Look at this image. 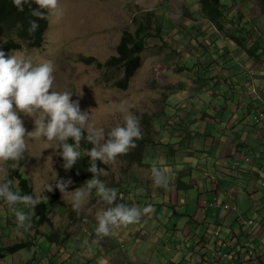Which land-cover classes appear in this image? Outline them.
Wrapping results in <instances>:
<instances>
[{
    "label": "rangeland",
    "instance_id": "1",
    "mask_svg": "<svg viewBox=\"0 0 264 264\" xmlns=\"http://www.w3.org/2000/svg\"><path fill=\"white\" fill-rule=\"evenodd\" d=\"M235 1L232 8L241 12L236 14L235 24L232 28L237 27V29L232 32L233 34L240 32L238 27L240 22L248 26L254 23L256 25L264 23V14L260 11L259 0ZM186 6L190 8L187 15L183 12ZM60 7L62 16L58 19L50 16L48 19L49 27L42 47L28 48L25 46L14 51L30 56L34 61L45 59L53 61L55 65L54 89L72 92V100L79 102L82 112L88 111L91 115L93 109V119L97 126L106 128L105 139H107V128L121 120L119 109L122 102L126 101L135 105L130 110L139 118L143 137H148L149 143L151 137H154L155 140H160L163 137V126L165 125L162 124H166L165 130L168 135L166 134L164 138L170 137L169 143L175 144L176 142L177 145L184 147V155L179 160L185 158L186 151L189 153L188 157L194 154L195 149L192 145L195 143L197 146L204 147L201 153H196L197 156L200 155L197 158L203 164L204 159L210 158L215 152V150L206 152L213 148V143L207 144L205 136L195 132H193L194 135H198L193 137L190 127L194 125L195 131L199 132L200 130L197 128L200 126L197 124L200 123L204 129H207L208 136L212 135L214 138L220 136L225 131L226 122L228 127H231L233 122L240 120V115L243 114L240 109L243 107L240 108L239 105L247 99H241L245 91L248 93V91L261 89L260 85L256 86L261 84L260 80L256 81V87L245 86V81L250 80L251 75L255 78L258 76L253 72L250 74L249 71H243L239 78L232 73V69L237 71L244 69L239 57L243 56L248 49H243L240 52L234 50L229 60L223 63L226 65L223 78L233 75L234 80L238 79L234 98L233 85H230L231 82L228 79H223L224 86L222 88L214 84L213 78L218 77L219 70H209L214 63L213 57L206 56L204 53L201 55L200 51L196 52L193 42L197 45V41L189 42L187 39L184 42L182 39L176 38L175 31L172 29L167 30L164 40L154 37L148 43L146 50L142 53V65L130 80L128 87L123 88L117 85V82L123 77L124 71L121 68L108 66L106 62L117 54L118 45L126 30L134 31L136 29L135 17L144 15L150 10H154L158 14L165 13L161 7H166L165 20L168 26L174 25L180 31L188 30L193 23L202 26L204 19L191 14L193 10L201 9L200 4L194 0H60ZM257 12H259L258 16H255ZM246 13L248 16L245 17ZM241 16L244 18L240 21ZM251 18H255L254 21ZM159 20L162 21V18ZM188 21L189 23H187ZM207 27L213 28L207 22L205 27L201 28V32ZM215 30L217 31L214 32V35L219 38L217 41L226 47L227 39L225 37H229L228 32H231V28L219 31L220 29L216 27ZM203 33H205L204 44L208 45L211 41V31ZM232 43L228 44L232 45ZM235 45L238 44L235 43ZM191 50L198 54L197 58L193 56ZM223 51L226 50L223 49ZM83 57L96 60L90 64L83 61ZM193 65H198L196 70H199L202 75L187 68ZM215 91L219 94H216ZM252 100L256 102V97ZM215 105H218L215 111V121L217 122L213 121L209 124L205 122L204 124V120L200 118L204 107L211 108ZM19 114L26 129L32 131L34 129L33 119L23 113ZM253 115L254 113L249 118L250 131L256 130ZM242 127L244 128V126ZM178 133L184 134V137L177 136ZM226 137L224 135V147H233L238 144L236 135H231L228 139ZM260 143L261 141L255 147L257 154H259ZM29 145L30 151L24 153L28 157V161L23 167L24 173L31 179L35 192L44 196L47 192L46 185L48 183L55 185V181L51 179L54 174H58L56 162L59 155L53 148H47L48 142L43 138L38 141H29ZM156 146V148L145 147L144 149V154L151 156V158L145 156V159H150L151 165L137 163V160L130 161L121 155L116 158L114 164L107 165L106 175L103 179L105 184L123 190L126 187L127 190H132L133 186L137 185L136 194H139L138 197L144 195L145 197L142 199L146 202L151 203L152 200L155 203V214L163 220L167 216L172 218L163 222L161 220L154 221L153 218L144 216L137 224L113 229L110 236L93 245L91 241L95 239V232L92 235L90 231H94L97 223L95 212L102 206L97 203V198L94 195L95 190L79 215L72 210L71 204L64 200L69 207L67 211L53 212V228L56 230L67 228L66 230L70 231L72 238L69 244L75 254L71 255L70 251L59 249L63 260L69 258L70 264H84L86 259L91 258H94L93 264H122V260L127 261L125 264H184L182 262L183 251L193 250L194 244L189 240L195 238L196 230L192 229L185 234L183 232L180 234L181 229L185 227L186 220L191 216L201 218L203 209L199 196L200 192L206 191L207 186L188 185L190 182L192 184L197 182L199 176L197 170L187 169L189 166L187 162H183L182 166H175L172 161H170V165L165 166L166 169H170L168 175L171 178L167 190L147 184L148 179L144 178V173L150 170L153 165L157 166L158 162L163 163V159L158 158L163 148L161 145ZM135 151L131 156L135 155ZM229 159L237 160L236 158ZM227 162L228 159L214 160L213 164L215 168H219L220 174H225L226 171L222 168H226ZM240 162L247 164V161L243 159ZM157 167L164 169L163 166ZM205 175H209V173L205 172ZM201 178L207 185L208 180L213 182L214 186L222 182L219 176H208L206 180L203 179L204 177ZM227 178L230 179V177ZM174 179L177 183L185 186L179 187L177 184H172ZM140 185L143 186V189ZM148 186L150 193H147ZM208 195L209 193L204 194L205 202ZM253 196L258 199L262 193H254ZM131 197L137 198L135 195H131ZM237 202L238 212L249 213L251 203L248 202L245 193L238 194ZM165 208L168 209L167 212H165ZM0 209H2L0 210L1 247L2 244H13L21 240L22 232L17 229L10 210L2 200ZM174 209L177 213H174ZM211 215L212 212H210L209 218ZM245 215L248 216V214ZM250 216L255 217V213H250ZM78 226L83 227L84 230H78ZM187 229L185 227V230ZM86 241L87 243H85ZM43 244L45 247L40 249L34 258L33 255L38 251V246L8 254L5 258L0 259V264H26L29 260H32L30 264H47L45 255L51 250L53 253L57 252V248L56 245L53 246L54 248L49 247L46 239ZM114 255L117 260L112 258ZM129 258L133 261H129Z\"/></svg>",
    "mask_w": 264,
    "mask_h": 264
},
{
    "label": "clouds",
    "instance_id": "2",
    "mask_svg": "<svg viewBox=\"0 0 264 264\" xmlns=\"http://www.w3.org/2000/svg\"><path fill=\"white\" fill-rule=\"evenodd\" d=\"M10 1H12L15 8L20 12L24 11V6L26 4L29 5L30 15L40 19H49L50 16H54L58 19L63 14L60 7V0ZM194 1L200 4L201 9L198 11L193 10L191 14L195 17H201L204 19V24L202 26H197V24L193 23L189 26L188 30L182 31L178 30V28L173 25L172 30L175 31L176 38H180L184 42L187 39H189V42L197 41V45L193 42L196 52L200 51L201 55L204 53L206 56L213 57L214 63L209 70H219L218 77L213 78L214 84L217 85L216 82L221 79L220 75H225V70L223 69L226 65H223V63L229 60V57L234 53V50L240 52L243 49H248L247 52H244L243 56L239 57L244 68L247 61H255L257 58V56H255L257 53L253 48L260 46L257 52L260 53L264 51V23L261 22V24H259L258 21H255L258 25L254 23L253 25L248 26L247 24L243 25L240 22L238 24L240 32L233 34L232 32L237 29V27L232 28L235 24L236 14L241 12L232 8L236 1L232 3L229 10L225 11L227 17L226 21H230L229 17H233V22L231 20V25L228 26L225 22L222 29H220L217 22L202 14V5L200 1ZM33 2L38 5V8H31ZM259 5L261 13L264 14L260 3ZM161 8L166 10V7ZM41 9H46L48 15L46 16ZM258 13L259 12H257L255 16H258ZM144 15H140V17ZM244 16L246 17L248 14L246 13ZM244 16H241L239 20H243ZM251 19L254 21L255 18ZM207 22H209L213 28L211 29L207 27L203 32L207 33L208 31H211V37H213L214 32L217 31L215 30L216 27L220 29L219 31L231 28V32H228L229 37H225V39H227L226 47L225 45H222L221 42L217 41V45L210 46V50L207 49L210 43L208 45L204 44L203 36L205 33L201 32V28L205 27ZM187 23H189V21ZM29 24L30 27L28 28V32L29 34H32L38 28V24L34 20H30ZM17 27L22 28L23 26L18 24ZM168 30H170V28ZM45 34L40 47L43 46ZM0 35V48L4 46L8 40L13 41L14 43H20L19 48H9V50L6 51L7 57L6 53L0 50V173H2L0 174V201L2 200L7 205L11 212L10 215H12L15 220L17 229L28 232L32 226L31 216L23 210H26L27 207L35 209L37 205L47 203L50 198L53 201L51 211L52 218L53 212L58 210L67 211L69 206L66 203H70L72 210L79 215L86 203L92 197L93 190H95L94 195L97 198V203L102 205L95 212V219L97 221L95 229L94 231H90L92 235L95 232V239L91 241L93 245L100 243L105 237L110 236L113 229L126 228L129 225L137 224L144 216L151 217L154 221L161 220L164 222L171 219V216H167L163 220L159 215L155 214L156 206L152 200L150 204L146 205H144V203L137 205L132 199L125 201L120 195H118V192H121L120 190H116V187L115 189L106 186L104 183L105 180L103 179V182L100 179L102 176L104 178L106 172L104 168H99L97 166V161L102 162L104 165L114 164L118 156L127 155L129 152L134 153V150L138 147L137 141L143 139L140 120L130 110L131 108H134L135 105L129 104L126 101L122 102L119 109L122 118L113 126L107 128V139H105L106 128L103 126H97L96 121L93 119V109L91 110V115H89L88 111L82 112L79 102L72 100V92L57 91L54 89L55 65L53 61L47 59L34 61L30 56L19 54L14 51L20 50L25 46L28 48L39 47H30L27 40L16 33L10 34L6 29H4V31L0 29ZM196 37H200V40L198 41L195 39ZM237 37H240L242 40L237 41V39H235ZM164 39L165 35L162 37V40ZM257 41L258 45H256ZM229 42H233L232 45H229ZM235 43L238 45H235ZM223 49L226 51H223ZM12 51L14 52L11 54ZM250 52H253V56L250 55ZM191 53L195 58L198 57V54H195L193 50H191ZM90 59L91 58H82L83 61L90 64L96 60ZM263 60L264 58L261 61ZM261 61L257 63L262 64ZM197 66L198 65H196V68ZM123 71L124 75L122 78L125 76V70L123 69ZM235 72L237 71L232 69V73ZM252 72L258 76L255 78V76L251 75V81L246 80V82H250H245V85L248 86V88L256 87L258 85L263 86L262 83L257 84L256 86L255 84L256 81L259 80V77L264 78V75L254 71ZM252 72H250V74ZM196 73L202 75L199 70H197ZM237 74L234 75L237 77ZM232 76L233 75L226 77H228V80L231 82L230 85H233L234 95L237 92L238 79L234 80ZM219 86L222 88L224 85L220 82ZM261 90L262 88L260 90L248 91V93L245 91L244 95H246V97L243 95V98L241 99L244 100L247 98L246 101H249L253 105L250 108L251 111L248 112V110L243 107L244 115L242 118H240L239 121L237 120L233 122L231 127H228L226 122L224 128L225 131L215 138H218L220 141L224 138V135L227 136L226 139L231 135H236L238 137V135L242 133L241 129L238 128L240 125L244 126V128L242 127L243 132L249 131V118L253 113V122L256 124V130H258L257 127L260 126L261 123L257 124L255 122V114L256 111L263 112L264 114V106H261L262 102H254L252 99H248V95H250V93L256 95L258 91ZM216 94L219 93L216 92ZM256 101H258L257 97ZM215 111L216 107H204V112L200 116V118L204 120V124L205 122H208L209 124L215 121ZM19 113H23L25 116L33 119L34 129L32 131L26 129L24 121L21 119ZM245 124L247 125L245 126ZM162 125L166 126V124ZM197 125L200 126L197 128L200 130L199 132L195 131L193 128L194 125L190 127L193 137L198 134L205 136L207 144L210 145L213 143V148L208 149L206 152L208 153L215 150L210 158L204 159L203 164L200 163L197 158L200 157V155L197 156L196 153H201L204 147L197 146L195 143L192 145L195 149L193 152L194 154L191 157H188L189 153L186 151L185 158L179 160V158L184 155V147L177 145L176 142L175 144L169 143L170 137L164 138L167 134L165 126H163V137L160 140H155L154 137H151L150 143L147 144L148 147L152 148H156V145L162 146L163 150L158 158H162L163 163L158 162L157 166L164 167L163 169L153 165L150 170L145 172L144 178L148 179L147 184L167 190L171 178L168 175L170 169H166L165 166L170 165V161H172L175 166H182L183 162H187L189 164L187 169L197 170L199 175L197 182L195 184L190 182L188 185H199L201 187L207 186L206 191L200 192L199 196L200 201H202L203 209L201 218L191 216L186 220L187 224L185 227L188 229L185 230V227L181 229L180 234H182V232L185 234L192 229L196 230L195 238L189 240L194 244L193 250L183 251L182 262L184 264H264V142L261 144V164L255 177H252L250 171L246 169V165L253 163V160H251L248 155L241 158L247 161V164L243 162L241 163V159L235 160L234 162L228 161L226 168H222L226 173L220 174L218 171L219 168H215L213 162L214 160H219V156L216 154L222 149L223 142L214 146V137L212 135H207V129H204L203 125L200 123ZM193 132L198 134L194 135ZM177 136L183 138L184 134L180 135L178 133ZM254 137L255 135L253 131H251L250 134H247L244 137L245 144L256 147ZM41 138L48 142L47 148H53L57 154L63 158L64 163L62 166L66 171L72 169L82 155L90 157V167L87 170L93 173L92 178L81 183V173L78 171L69 176V179L67 180L59 178V169L57 166L59 159H57L56 168L58 174H54L51 179L55 181V185L53 186V184L48 183L46 185L47 192L44 196L35 192L31 179L24 173L23 167L28 161V157L24 155V153L30 151L29 141H38ZM240 138L241 137H238V140ZM70 139L74 142L70 143ZM82 140L92 145V147L87 149L84 153L80 151ZM148 140L149 138L147 137V141ZM237 145L233 147L231 146V148L238 147ZM228 148L230 147H223L225 150ZM144 156L151 158V156H148L147 154H144ZM222 156L224 155L221 154L220 157ZM139 160L146 161L141 164H146L147 166L151 165L149 158L146 160L143 158ZM18 167L20 168V172L30 180L33 187L32 194H21L19 191L14 190L12 173L13 170H16ZM7 169L9 177L7 176ZM205 172H208L209 175H205ZM208 176H219L222 182L214 186L212 185L213 182H209L208 180L207 185L201 180V177H204L203 179L206 180ZM227 177H230V179ZM15 182L18 184V180ZM172 184H177L179 187L185 186L184 184L177 183L176 179L172 180ZM140 187L143 189L142 185H140ZM133 188L137 189V185H134ZM53 190H55V192H52ZM259 192L262 193V196L255 199L253 194ZM147 193H150L149 186L147 187ZM207 193H209V195L205 202L204 194ZM239 193H245L248 202L251 203L249 213H246L245 211L238 212L237 200ZM118 196L120 197L118 198ZM171 205L174 206L175 204L171 203ZM167 210L168 209L165 208V212H167ZM210 212H212V215L209 218ZM250 213H255V217L250 216ZM245 214H248V216ZM219 219L221 220V225L218 227L216 221ZM65 237L68 239H63L60 246L53 244L51 248H54L53 246L56 245V250L59 253V249L63 248L64 250L70 251L71 255L75 254L72 246L69 244V241L72 238V236H70V231L64 234L63 238ZM85 243H87V241ZM62 257L63 256H59V259L64 261ZM112 258L116 259L115 255ZM93 259L94 258L86 259V263L84 264H93ZM129 261L133 260L129 258ZM126 262V260H122V264H125ZM68 264H70V261H68Z\"/></svg>",
    "mask_w": 264,
    "mask_h": 264
},
{
    "label": "trees",
    "instance_id": "3",
    "mask_svg": "<svg viewBox=\"0 0 264 264\" xmlns=\"http://www.w3.org/2000/svg\"><path fill=\"white\" fill-rule=\"evenodd\" d=\"M199 1L202 5V14L217 22L220 29L224 27L225 22L227 26L231 25V20L233 22V17H229L230 21H226L227 17L225 11L229 10V8L231 7L232 3L235 2V0H199ZM259 3L261 4V8L264 11V0H259ZM31 8L32 9L38 8V5H36L33 2L31 4ZM162 10L165 11V13L158 14V12L154 10H150L142 17H140V15L139 17H135V21L137 22L136 29L134 31L126 30L118 46L117 55L112 56L106 62V65L108 66L114 68H122L125 70L124 78L120 79L117 82L118 86L123 88L128 87L131 78L136 74L138 68L142 64L141 53L146 49L148 43L153 39V37L159 36L162 38L164 37V35H167V30L169 28L173 29L172 26L167 25V21L165 20V17L167 15L166 10L163 8ZM41 11H43L46 16L48 15L46 9H41ZM188 11H190L188 7H185L183 9V12L186 15L188 14ZM160 18H162V21L159 20ZM30 20H34L38 24V28L32 34H29L28 32V28L30 27L29 24ZM18 24L22 25L23 27L18 28L17 27ZM47 27H48V19H40L38 17L31 16L29 5L26 4L24 6V11L20 12L15 8L12 1L0 0V29H2L3 31L4 29H6L10 34L16 33L20 37L27 40L30 47H40L42 45L44 34L46 32ZM195 39L199 41L200 37H196ZM218 39L219 38H217L215 35L211 37V41L207 49L210 50L212 46L217 45ZM235 39H237V41L242 40L240 37H237ZM256 45H258V41ZM19 47H20V43H14L13 41L8 40V42L4 44V46H2L0 50L4 51L7 57L6 51H8L9 48L17 49ZM259 47L253 48V50H255L257 53L255 55L257 56L255 60L256 62L254 63H257V61L260 62L264 58V51L260 53L257 52ZM250 55L253 56V52H250ZM187 68L197 71L196 65L188 66ZM243 71H247V70L245 68L240 69L236 73H241ZM223 76L225 75L223 74L220 75L221 79L220 81L216 82L217 85H220V82L223 83L224 78L226 80L228 79V77L223 78ZM240 110H242L243 112L242 116H243L244 109L242 108ZM242 116L240 115V118H242ZM262 121H264L263 112L256 111L255 122L259 124ZM148 141H147V137H143V139L137 141V144L139 146L136 151L134 150L135 155L131 156L133 153L129 152L127 155H123V158L126 157L130 161L137 160L140 163H145V161L139 159L142 158L145 159L143 151L145 147H148L147 146V143H149ZM69 142L73 143L74 141L70 139ZM91 147L92 145L90 143L82 140L80 151L84 153L87 149H90ZM58 159L59 160L57 166L59 169V178L67 180L69 179V176L76 173V171L81 173V183H84L86 180L92 178L93 173L87 170L90 167V157L82 155L81 158L77 161V163L73 166V168L67 171L62 166L64 163L63 158L59 156ZM97 166L99 168H104L105 170L107 169V165H104L100 161H97ZM100 179L104 182L103 176L100 177ZM16 180H18V184H16L15 182ZM12 181L14 182L13 184L14 190L19 191L21 194L33 193V187L30 183V180L27 177H25V175L22 172H20L19 167L16 170H13ZM106 186L115 188L108 184H106ZM126 188L124 190L115 188L116 190L121 191L118 192L119 193L118 195H120L125 201H129L132 199L137 205H141V203H144V205L150 204L148 201L146 202L145 200L141 199L145 197L144 195L140 196L141 198H138L139 194H136L135 188H132V190H127ZM52 192H55V190H53ZM131 195H135L137 198H132ZM120 196H118V198ZM141 200L143 201L140 202ZM52 207H53V201L50 198L48 199L47 203H41L37 205L35 209L27 207L26 210H23L31 216V225H32L31 229L28 232H24L23 230H20L22 232L21 240L13 244L10 243H8V245L2 244V246L0 247V259L6 257L8 253H16L17 251H21L25 248L30 249L32 247L38 246L37 250L39 251L40 249L45 247V245L43 244L45 239L47 240V245L49 247H51L53 244H57L58 246H60L63 239H68L67 237L62 238L64 234L68 232L66 229L56 230L55 228H53V218L51 215ZM174 213H177L176 209H174ZM74 216L75 215H73V218H75ZM216 223L219 227L221 225V220L220 219L217 220ZM78 228L80 231L81 229L84 230L83 227L78 226ZM38 253L39 252L36 251L33 255V258ZM59 256H60L59 252L53 253L51 250L45 255V257L47 258V264H68L69 258H67L64 261H61L59 259ZM31 261L32 260H29L26 264H30Z\"/></svg>",
    "mask_w": 264,
    "mask_h": 264
},
{
    "label": "crops",
    "instance_id": "4",
    "mask_svg": "<svg viewBox=\"0 0 264 264\" xmlns=\"http://www.w3.org/2000/svg\"><path fill=\"white\" fill-rule=\"evenodd\" d=\"M254 62H255L254 60H252V62L247 61L246 65H245V69L247 71H249V72L254 71L256 73H260L261 75H263V71H264V60L261 61L262 64H259V65H257ZM239 76H240V73L237 74V78H239ZM259 80L261 81V83L263 85V86H260L262 88V91H258V93L256 95H253V94L250 93V95H248V99H252L253 97H257L258 98V101H256V102H262V105L261 106H264V78H260L259 77ZM235 96L236 95H234V98H235ZM252 106L253 105L249 101H246V102H243L239 107L240 108L241 107H244V108H246L248 110V112H250L251 111L250 108ZM214 107H216V110H217L218 106L216 105ZM238 128L241 129V132H242L241 134L238 135V137H241L238 140V142H239V144L237 145L238 147H235V148H231L230 147L227 150H225V149H223V147H224L223 146L222 149L220 150V152L217 153L216 155L219 156V160L228 159V161H233V162L235 160H232V159H229V158H236L237 160H239L243 156L248 155L251 158V160H253V163H250V164L246 165V169L248 171H250V175L252 177H255L257 175V171L259 170V167H260V164H261V157H262L261 144H263V142H264V121H263V123H261L260 126L257 127L258 130L253 131V133L255 135L254 138H255L256 144L261 141V143L259 145V149H258L259 150V152H258L259 154L256 153L257 150H256L255 147H252L251 145H246L245 144V138L244 137L247 134H250L251 131L249 130V131H244L243 132L242 125H240ZM219 142H223V145L225 143L223 141V139H221L220 141H219L218 138H215L214 139V144L215 145H218ZM247 146H249V147L247 148ZM240 151H241V153H240ZM221 154L224 155V156L220 157ZM248 166H250V167H248Z\"/></svg>",
    "mask_w": 264,
    "mask_h": 264
}]
</instances>
